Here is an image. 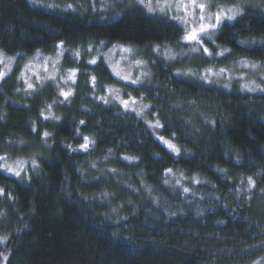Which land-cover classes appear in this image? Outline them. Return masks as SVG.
Returning a JSON list of instances; mask_svg holds the SVG:
<instances>
[{
	"label": "trees",
	"instance_id": "16d2710c",
	"mask_svg": "<svg viewBox=\"0 0 264 264\" xmlns=\"http://www.w3.org/2000/svg\"><path fill=\"white\" fill-rule=\"evenodd\" d=\"M88 1L50 9L0 0L5 54L61 44L63 67L76 70L66 99L52 84L23 91L17 67L0 77V157L35 161L23 177L0 169V264H250L264 257V89H224L182 75L240 59L264 62V10L245 5L203 32L204 44L227 52H201L193 70L153 51L142 55L150 74L135 86L101 59L90 61L87 46L181 48V26L131 0H118L116 9L104 0L101 19L86 13ZM106 85L141 100L144 117L106 104ZM153 120L172 147L155 137Z\"/></svg>",
	"mask_w": 264,
	"mask_h": 264
},
{
	"label": "rangeland",
	"instance_id": "374dc122",
	"mask_svg": "<svg viewBox=\"0 0 264 264\" xmlns=\"http://www.w3.org/2000/svg\"><path fill=\"white\" fill-rule=\"evenodd\" d=\"M142 7L144 11L154 16H164L171 19L184 32L181 48L167 45L154 46L149 51L130 45L111 44L102 42L89 44L88 53L93 58L90 61L101 59L107 65L111 74L120 82L128 85H140L144 83L149 74L148 63L142 57L148 52L158 53L165 60L179 63L181 67L193 70L194 64H199L206 54L213 52V58H220L226 54L227 49L220 45L210 43L211 46L203 43L201 36L222 22L231 21L238 17L243 6L260 7L264 10V0H131ZM229 1V2H228ZM30 3L45 8H60L62 0H29ZM118 0H112L107 7L116 9ZM86 3V1H85ZM94 0L88 1L85 11L93 16L99 17L107 11L105 1H98V7L93 5ZM204 5L200 8L198 5ZM93 5V6H92ZM219 17V19H217ZM103 19V15L100 17ZM204 29L201 31V29ZM195 33L196 39L187 40L186 36ZM207 49V51H205ZM179 50V51H178ZM38 50L30 55H7L0 49L1 79L9 75L14 68L17 69V78L23 85L25 92L39 91L48 84H52L62 99L68 98L73 91L76 80V70L63 67V54L65 48L58 44L53 51ZM206 52V54L201 53ZM73 58L78 59L79 53L74 52ZM188 71V70H187ZM185 71V72H187ZM182 75L203 84L222 87L224 89L235 87L244 92H259L264 89V62H255L245 59L232 61L222 66L203 68L202 70L189 71ZM31 86V87H30ZM67 93V95H65ZM102 100L106 104H116L124 110L134 112L144 117L146 105L139 99L133 98L130 94H124L122 88L115 85H106L102 90ZM127 102V103H125ZM49 107L47 108V110ZM50 114V110L48 111ZM51 115V114H50ZM153 134L165 146L172 144L164 141L158 135L159 123L156 120L148 123ZM167 146V147H168ZM169 148V147H168ZM32 158H12L7 155L0 157V169L6 173L23 177L28 168L34 166ZM18 173V175H17ZM179 181V178L177 179ZM250 264H264V257L253 261Z\"/></svg>",
	"mask_w": 264,
	"mask_h": 264
},
{
	"label": "snow or ice",
	"instance_id": "6c2138e0",
	"mask_svg": "<svg viewBox=\"0 0 264 264\" xmlns=\"http://www.w3.org/2000/svg\"><path fill=\"white\" fill-rule=\"evenodd\" d=\"M200 8H203L204 7V5H198ZM217 19H219V17H217ZM204 29L202 28L201 29V31H203ZM185 39H187V40H193V39H196V34L195 33H192V34H190V35H188V36H186L185 37ZM205 51H207V49H205ZM31 87V86H30ZM65 95H67V93H65ZM125 103H127V102H125ZM83 123V122H82ZM45 135H47V133L45 134ZM87 139V138H86ZM88 146V144L87 143H85L84 145H81V147H83V148H86ZM169 147H172L171 145H169ZM17 175H18V173H17Z\"/></svg>",
	"mask_w": 264,
	"mask_h": 264
}]
</instances>
